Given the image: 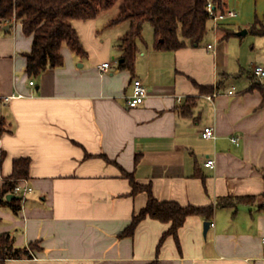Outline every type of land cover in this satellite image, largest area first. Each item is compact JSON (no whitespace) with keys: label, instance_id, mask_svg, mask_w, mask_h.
I'll return each instance as SVG.
<instances>
[{"label":"crops","instance_id":"obj_1","mask_svg":"<svg viewBox=\"0 0 264 264\" xmlns=\"http://www.w3.org/2000/svg\"><path fill=\"white\" fill-rule=\"evenodd\" d=\"M223 7L235 14L211 18L199 45L159 50L155 34H143L132 70L121 68L126 25L112 32L102 12L75 19L86 55L63 45L64 64L33 76L32 35L0 20V186L14 159L27 157L29 176L18 183L32 187L17 212L0 205V232L20 248L37 244L5 264H264V96L253 74L264 66V35L252 30L264 22V0ZM136 78L148 95L130 107ZM205 126L215 138L202 136ZM127 173L158 200L213 206L212 217L189 216L160 246L170 223L151 217L120 236L148 202L147 192L132 194Z\"/></svg>","mask_w":264,"mask_h":264},{"label":"trees","instance_id":"obj_2","mask_svg":"<svg viewBox=\"0 0 264 264\" xmlns=\"http://www.w3.org/2000/svg\"><path fill=\"white\" fill-rule=\"evenodd\" d=\"M116 0H0V20L16 21L22 25L27 35H32V48L25 54L27 58L26 71L28 75H38L47 68L60 67L64 58L60 51L63 45L69 46L76 54L84 56L86 50L80 36L73 25L75 19H94L102 11L109 10ZM120 13L110 20L107 27H115L126 23V32L119 40L122 51L121 68L133 69L139 43L144 42V25L152 26L155 34V48L176 50L188 45L200 44L208 33V21L212 18L207 10L208 0H121ZM216 14H226L223 0H212ZM253 32L264 35V22L253 25ZM261 82V81H260ZM264 83V82H263ZM258 87L264 96V84ZM4 118L0 116V132L3 130ZM5 153H0V172ZM30 159L16 158L13 161V172L8 180L0 186V205L7 204L17 212L21 209L22 196L15 194V186L19 180L28 178ZM130 177L132 194L145 191L148 194L147 204L132 217L130 225L120 236L134 234L139 222L151 217L164 223H170L169 229L163 233L158 246L165 237L173 235L177 238L178 230L185 220L192 215H203L211 218L214 207L183 206L173 200H158L154 197L150 184H140ZM264 179V173H263ZM8 194L15 197L7 198ZM264 200V192L261 194ZM244 197L235 198L241 201ZM255 196L244 199L253 202ZM227 198H219L218 203L233 204ZM264 207V201L260 203ZM37 246H15L14 238L9 232H0V264L7 259L31 257V251Z\"/></svg>","mask_w":264,"mask_h":264},{"label":"built area","instance_id":"obj_3","mask_svg":"<svg viewBox=\"0 0 264 264\" xmlns=\"http://www.w3.org/2000/svg\"><path fill=\"white\" fill-rule=\"evenodd\" d=\"M214 3L212 2V0H208L207 3V10L210 13V15L212 16L213 19H219V18H223L225 16H230V15H234L235 12L232 10H228V12L226 14H216L214 11ZM101 70H107L110 67V62H104L102 63L100 66ZM253 74L257 77V79L259 81H261L262 83L264 82V66L260 65V64H256L253 66ZM31 84H33V81L30 82ZM235 90V87H232L228 92L229 94H232ZM148 95V91L147 88L145 87L144 83L142 82V80L140 79H134L133 81V91L132 94L130 95V98L128 99V105L130 107H135L137 105H139L140 103H142L145 98ZM178 100H180V98H178ZM202 136L204 138H215L216 137V133L215 130L212 126H205L204 130L202 132ZM232 141L233 142H237L238 138L237 137H232ZM204 165L210 168L215 167L216 165V159L215 158H207V160L204 162ZM32 190V187L30 186H24L22 184H17L15 186V193H17L18 195L21 196H25L26 193L30 192ZM212 225H214L212 223ZM262 243L264 245V236L262 237Z\"/></svg>","mask_w":264,"mask_h":264},{"label":"rangeland","instance_id":"obj_4","mask_svg":"<svg viewBox=\"0 0 264 264\" xmlns=\"http://www.w3.org/2000/svg\"><path fill=\"white\" fill-rule=\"evenodd\" d=\"M121 9H122V1L121 0H116L115 1V4H114V6L112 7V8H110L109 10H105V11H102V15L101 16H104L103 18L105 19V18H107V20H108V22L111 20V19H113V18H115L119 13H120V11H121ZM102 18V17H101ZM125 24L126 23H123L122 25H120V26H125ZM107 28V27H106ZM112 28H114V27H112ZM109 29V30H111L112 32H116V29L114 28V29ZM125 28V27H124ZM124 28H119V32H123V30H124ZM126 30H127V28H126ZM116 33H118V32H116ZM143 34H144V36L146 37V39L148 40V41H153V38H154V32H153V28L151 27V25H149L148 23H146L145 25H144V30H143ZM251 36H253L254 38H259V37H257V36H255V35H252L251 33H250V37Z\"/></svg>","mask_w":264,"mask_h":264},{"label":"water","instance_id":"obj_5","mask_svg":"<svg viewBox=\"0 0 264 264\" xmlns=\"http://www.w3.org/2000/svg\"><path fill=\"white\" fill-rule=\"evenodd\" d=\"M241 33H246V30H243V32ZM16 195L15 194H8L7 195V198H12V197H15ZM211 222L210 221H205L204 222V234H206V230L208 229V226H210Z\"/></svg>","mask_w":264,"mask_h":264}]
</instances>
